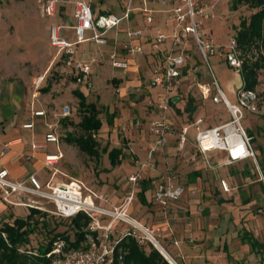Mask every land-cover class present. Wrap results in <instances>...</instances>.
Listing matches in <instances>:
<instances>
[{
  "label": "rangeland",
  "instance_id": "1",
  "mask_svg": "<svg viewBox=\"0 0 264 264\" xmlns=\"http://www.w3.org/2000/svg\"><path fill=\"white\" fill-rule=\"evenodd\" d=\"M74 1L69 0L66 4L67 16L62 13L47 17L43 14L42 0H0V148L7 140L16 137L27 138L30 137V133L37 135L38 140L44 139L46 130L44 117L34 119L36 126L33 130H25L21 126L24 121L30 119L34 108L41 107L47 111L48 122L54 124V130L60 136L59 146L63 148L67 145L69 151L56 166L66 173L59 172L54 182L69 183L72 179L80 180L98 194L107 195L109 199H113L116 195L120 199L134 189L135 201L129 212L130 216L137 218L148 229H150L149 226L164 218L170 219L171 225L174 226L171 230L172 235L165 237L164 234L168 233L166 230L162 233L157 230L153 232V229L151 231L178 264L182 263L170 247V244L176 245L182 255L180 248L182 241L181 238L177 241L176 235L185 237V241L188 240L192 245L205 242H210L212 246L215 245L212 236L207 238L206 234L205 239H198V237L193 239V236L186 238L190 233L189 231L186 234V229L192 228L188 225L194 222L193 219L197 226L199 224L203 226V217H208L214 210L219 212L221 217L219 220L226 227L227 233L240 237L243 242L257 239L264 243V71L260 73L259 84L256 87L258 111L246 110L243 120L248 132L254 137L256 161L248 160L218 166L216 164L222 158V154L218 153L212 157L215 167L196 168L197 165L193 160L195 128H190V139L184 147L179 145L178 139L181 128L198 118H204L205 122L212 126L230 119V114L223 104L204 100L199 93L198 86L194 84L195 76L200 81H207L208 77L202 78L204 74L199 70L188 71V75L183 77L182 86L164 99L161 87L151 84L154 77L152 58L147 60L141 54L129 56L131 64L136 67L126 71V75L121 77L118 69L112 66V61L109 59V52H112L114 47L104 45L101 46L102 49H99L100 46L94 41H87L76 46L74 60L89 61L91 59L89 51L92 50L96 55L98 54L97 62L100 61V64H105V66L102 70H98L97 62L92 64V91H88L84 84H75L74 69L70 60L62 61V54L60 58L56 57L58 50L51 46L49 35L52 24L69 27L72 25L74 22L72 2ZM88 1L97 9V14L101 8L104 11L115 10V13L120 16L123 14L127 0ZM150 6L162 9L171 7V4H163L159 0H154ZM230 6V0H219L214 17L205 20L204 31L213 38L215 43L221 45L222 55L213 57L211 62L217 75L223 79V85L229 96L233 98V94L229 92V84L235 83L236 80L232 67L225 59V51L235 36V27L240 19L249 16L251 10L244 5L238 10H231ZM157 16H161L165 23L168 22L165 13ZM139 17L142 16L139 15ZM127 26V21H122L119 27L124 32ZM163 28L169 32V29ZM150 30L154 31L152 27ZM72 35L73 33L70 32L69 36ZM115 36L116 31L112 30L108 38L112 39ZM146 36L147 34L144 35V40ZM117 37L122 39L124 34H118ZM168 44L171 45L170 40ZM143 45L146 50H151V44L144 43ZM122 46L118 51L125 54ZM189 48L191 49L190 56H192L191 63L200 66L196 45L192 42ZM178 53L179 51L175 55ZM191 63L189 62L188 67H191ZM41 77L44 79L37 88L36 85ZM240 82V78H237V83L240 84ZM76 89L84 91L88 101L97 102L102 109L100 117L103 126L97 134L100 143L98 159L90 157L78 147L65 141V137L70 132L77 131L74 127L63 124L64 117L61 113L64 106L69 105L72 110V116L67 118L74 121L80 120L77 110L79 99L74 93ZM190 102L193 103L190 104ZM161 104L167 107L162 108ZM162 116L172 123L173 134L169 136L167 145L154 154L156 168L141 170L142 163H150L148 153L154 140V137L147 131L148 121ZM138 120L144 123L142 127L137 125ZM56 146V143H49L46 150L55 153L57 152ZM114 147H121L124 150L122 162L115 166L111 164L109 155L105 152L106 149L109 151ZM24 166L28 168L30 165L27 162ZM51 172L49 171L48 174L50 175ZM136 172L144 177L149 176L150 179L151 191L148 193L146 208H142L143 203L140 200L139 189L142 186V180H139L137 185L129 181V175ZM222 178L229 181L232 187L231 192L226 193L221 189ZM167 181L183 186L185 193L177 200L176 205L163 213L159 211L161 209L157 205L153 207V195L156 185ZM21 197L24 201L34 200L36 205L46 213L44 217L37 218L39 224L31 237L33 249L47 243L53 235L51 230L65 231L68 229L69 221L53 213L55 210L53 202L30 194ZM119 199H116L117 205H121L125 198L123 201ZM104 205L110 209L115 207L110 203H104ZM2 207L5 206L0 203V209ZM27 211L26 206L12 205L5 209L2 217L5 220L15 215L13 213L25 216ZM214 217L213 220L218 219ZM44 222L46 225H43ZM121 227L123 223H117L115 228L119 230ZM206 229L202 227V230ZM137 232L142 235L144 244L153 243L142 230L137 228ZM119 237L120 233L117 232L116 239ZM166 241H169V244ZM226 245L222 248H227L228 251L227 242ZM257 253L258 264H264V249L259 248Z\"/></svg>",
  "mask_w": 264,
  "mask_h": 264
},
{
  "label": "built area",
  "instance_id": "2",
  "mask_svg": "<svg viewBox=\"0 0 264 264\" xmlns=\"http://www.w3.org/2000/svg\"><path fill=\"white\" fill-rule=\"evenodd\" d=\"M62 1L68 0H42L43 14L47 17L54 16L59 3ZM153 1L127 0L123 14L119 16L113 11L102 9L97 14L96 9L88 0H75L73 2L75 22L70 27L51 25L49 31L50 44L58 50L59 54L73 61V67L77 71L75 74L76 84H84L88 91H92V65L88 61L74 60L76 46L87 41H94L100 46L108 45L109 32L119 30L121 22L130 19L135 12L141 13L145 22L149 24L155 22V13H166L171 24L169 32L163 28H158L151 37L152 49L156 51V64L152 69L153 84L161 87L164 92V99L182 86L183 77L188 75V71H191V67H188L190 61L187 46L193 42L209 71L207 81H200L195 76L201 97L216 104H223L230 114L228 121L213 126L208 125L204 118L194 119L189 125L181 128L178 136L179 145L181 147L186 145L190 139V128L194 127L196 133L193 141L195 149L193 160L197 165L196 168L215 167L212 157L218 153L222 154L221 160L216 164L218 166L232 165L248 160L256 161L257 152L254 137L248 132L243 120L246 110L258 111V93L256 90L242 87L238 91L237 104H233L226 96L211 62L213 57L222 55V48L204 31V23L205 20L214 17V11L219 0H159L163 4H171V7L162 9L151 7L150 3ZM67 27L74 30L73 38L64 34V29ZM144 32L145 28L143 27H130L126 30L128 40L123 44V48L128 54L145 53L140 42L134 43V41L141 39ZM169 40L171 41V48L163 49V45ZM177 51L179 53L175 55ZM110 59L114 68L126 70L130 68V63L122 59L117 50L110 53ZM225 59L229 66L241 71L242 63L235 37L227 46ZM43 79V77L40 78L36 85L37 88L40 87ZM160 107L166 108L167 106L161 104ZM61 114L62 117L71 116V107L65 105ZM33 115L46 116L47 114L45 110H36ZM143 124L141 120L137 121L138 126L142 127ZM23 127L34 128V122H26ZM47 127L46 142L56 143L58 146L57 153H47L44 159L45 166L51 168L52 171L50 179L44 181L37 174H30L26 180H13L10 178V171L0 164V203L40 208L34 200L24 201L21 197L30 194L53 202L55 206L53 213L60 217L69 218L80 212H84L90 217L91 222L85 233L88 246L63 252L64 242H55L53 253L60 256L54 258L52 264H125L122 256L115 254V247L121 238L131 234L139 238L141 242L143 241L142 235L137 232V228L141 230V224L128 213V206L135 198V190H130L121 205L110 209L104 205V203H109L107 195L98 194L87 187L83 181L72 179L69 183H55V177L59 173L56 164L63 157V153L59 147L60 136L54 130V124L47 123ZM147 131L154 137V140L148 153L150 163H142L141 170L156 168V161L153 156L167 145L169 136L173 134V125L165 116H162L149 120ZM39 147L41 145L33 143V148ZM27 158L30 159L31 157ZM143 179H149V176L144 177L139 172L129 175V181L134 185L139 184V180ZM73 184L75 185L70 188ZM220 185L224 192L232 191L227 179L222 178ZM184 192L185 188L181 185H175L171 181L161 182L156 185L153 198L157 204L166 208L171 202L180 199ZM118 221L127 224V227L122 235L116 239L115 227ZM151 236L155 239L153 234Z\"/></svg>",
  "mask_w": 264,
  "mask_h": 264
},
{
  "label": "trees",
  "instance_id": "3",
  "mask_svg": "<svg viewBox=\"0 0 264 264\" xmlns=\"http://www.w3.org/2000/svg\"><path fill=\"white\" fill-rule=\"evenodd\" d=\"M230 1L231 10H238L243 5L251 10L249 16L240 19L239 24L235 27L234 37L242 63L240 72L244 80V87L256 90L259 84V75L264 71V0ZM73 77L76 80L75 74ZM74 93L79 99L77 110L80 114V120L74 121L64 117L62 122L66 126L74 127L78 133L70 132L65 137V141L78 147L90 157L98 159L100 157V143L97 134L103 126L100 117L102 109L97 102L88 101L84 91L76 89ZM192 103L190 102V104ZM105 152L108 153L113 166L122 162L123 148L114 147L109 151L106 149ZM149 184L150 179L142 180L140 200L143 204H147L145 192L150 189ZM1 204L5 207L0 209V264H52L54 258L60 256L53 253L55 242L58 241L64 242L63 252L88 246L85 233L91 219L84 212L69 218L59 216L69 221L68 229L65 231L51 230L53 235L47 243L33 249L31 237L39 224L37 218L39 216L44 217L46 213L37 207H26L28 211L25 216L13 213L15 215L3 220L2 214L8 206L12 205ZM43 225H46V222ZM257 244L258 242L254 240L253 246ZM115 254L122 256L125 264H171L153 243L144 244V241L141 242L139 238L131 234L121 238L115 247Z\"/></svg>",
  "mask_w": 264,
  "mask_h": 264
},
{
  "label": "crops",
  "instance_id": "4",
  "mask_svg": "<svg viewBox=\"0 0 264 264\" xmlns=\"http://www.w3.org/2000/svg\"><path fill=\"white\" fill-rule=\"evenodd\" d=\"M68 1H66V2L62 1L59 3L56 14L54 16H56L57 14L61 15L62 13H65L67 16L66 4L68 3ZM62 9H64L65 11ZM96 11H97V9H96ZM113 12H115V10ZM73 13H74V6H73ZM160 14H164V13H161V12L155 13V22L151 23V24L145 22L143 15L139 12H135L130 19L123 20V21H127V23H128L126 30L130 27H143V28H145V32H144L143 36L141 37V39H139L138 41L137 40L134 41V43L140 42L144 48V45H143L144 43H147L149 45L151 44V37L156 33L155 29L157 30L158 28L165 27L168 30L170 28L171 24L169 23V21L165 23L164 19L161 16H157ZM139 15H141L142 17H139ZM73 19H74V17H73ZM74 22H75V19H74ZM150 25L154 29L153 32H151V30H150V28H151V27H149ZM126 30L124 32H122L120 29L115 30L116 36H115V38L109 39V44H108L109 47H114L112 52L114 50H117V52L119 53V56L122 59L127 60L130 63L129 69H127V70L126 69H118L117 70L118 74H120L119 76H121V77L126 75L125 74L126 71L131 70V68L136 67L134 64H131L132 61L129 59L130 58L129 56H131V55L135 56L137 54H141V53L128 54L126 52V50H125V54H122L121 52L118 51V49L121 48L120 46H122L128 40L127 35H126ZM70 32L73 33L72 36H69ZM121 33L124 34V37L122 39L117 37V35L118 34L120 35ZM64 34L69 38H73L74 37V30L67 27L64 29ZM145 34H147V36H146L147 38L144 40L143 37ZM98 46H100V45H98ZM53 48H55V47H53ZM122 48H123V46H122ZM162 48L163 49L164 48L170 49L171 45L169 46V44L167 42L165 45H163ZM99 49H102L101 46L99 47ZM144 50H145V53L141 54V55L145 56L147 60H148V58H152L151 63H153V66H154L156 64V51H154L152 49V46H151V50L150 49L146 50L145 48H144ZM109 53H111V52H109ZM164 53H167V51H164ZM89 55H90L91 59H89L88 62H90L91 65L95 64L98 60V54L96 55L94 51L90 50ZM56 57L60 58V54L58 51H57ZM109 57H110V54H109ZM66 59L69 60L68 57H65L64 55H62L61 60L63 61ZM70 62L73 66V61H70ZM149 62H150V60H149ZM96 65H97L98 70H102V68L105 66V64H100V61H98ZM73 69H74V67H73ZM73 71H74V74L77 73V71L75 69ZM138 71H139V69H138ZM92 79H93V77H92ZM151 84L153 86H155V84H153V81H151ZM194 84L197 85V82H194ZM177 90H174L171 94H173ZM36 110H45V109H42L41 107H39L37 109L34 108L32 110L31 117L29 116L30 119H27L26 121H24L21 126L25 130H33L34 128H29V129L24 128L23 124L26 122L33 121L34 127H35L36 124H35L34 119L36 117H44V121L46 124V130L44 133L46 134L48 131L47 123H49L47 120V117L46 116H34L33 113ZM46 114H47V111H46ZM33 143L41 145V147L33 148ZM48 144L49 143H47L45 140V135H44V139L38 140L37 135H35L33 133H30V137H27V138L16 137L13 139H9V140L5 141L3 143V146L0 148V164L2 166L6 167L10 171V178L13 180L23 181V180H26L30 174H37L42 180L48 181L51 177V174L50 175L48 174L49 171L51 172V168L45 166V162H44L45 160L44 159H45V155L47 153H54V152H50V151L46 150ZM56 147H57V152H58V146H56ZM59 147L63 153V157L57 162L56 166H58V164L63 160L65 153L67 154L69 152L67 145L64 146L63 148H61V146H59ZM4 151H6V152L3 154ZM57 152H55V153H57ZM27 157H31V158L28 159ZM27 162L30 165L28 168H26L24 166V163H27ZM57 169L59 170L60 173H63V172L66 173L64 170H62L60 168H57ZM139 190L140 191L142 190V186ZM150 191H151L150 189L146 190V192H145L146 198L148 197V193ZM184 193H183V195H184ZM182 196L180 198H182ZM125 197L126 196L123 195L119 199V196L116 195L113 197V199L112 198L109 199L110 200L109 203H110V205L112 204L114 206H119L116 204V199L123 201V199ZM134 201H135V198L132 200L131 204L128 206V213L131 211ZM176 203H177V201H173L169 204L168 207L163 208L159 204H157L153 198V207H154V205H157L161 209L159 211H161L163 213L168 212L169 208H172L174 205H176ZM145 205L146 204H143L142 208H146ZM165 210H166V212H165ZM132 211L134 212V210H132ZM210 216H211V218H210ZM213 216L218 217V219L213 220ZM165 217H167V216L165 215ZM132 218H134L141 225L143 224L137 218H135V217H132ZM203 218H204V219H202L204 222L203 226H200V224L197 226V223L193 219L194 222H191L190 225H188V226H192V228L188 227L186 229V234L190 231V233L186 236V238H188L189 236H193V239H196L197 237H198V239H200V238L205 239V234H206L207 238L212 236V239L214 240L215 245L212 246L210 244V242H205V243L198 244V245L197 244L192 245V244H190V242L188 240L185 241V239H184L185 237L180 236V235H178L179 236L178 237L176 235L175 238H177V241H180L179 240L180 238L182 241L180 244V248L182 250V255L179 251V248L176 245L170 244V247L175 252L176 256L180 259L182 264H258L257 256H256V254H258L257 250H259V248L264 249V243L260 242L257 239H251L249 242H243L240 237H235L232 234L227 233L226 227L223 226V224L220 221L221 217L219 215V212H217L215 210L208 217L206 216ZM170 221H171L170 219L164 218L162 221L157 222L154 225L149 226V228H150L149 230L151 231L153 229V232H156V230H157L159 233H162L163 230H166V231H168V233L164 234L165 237L172 235L173 231H171V230L174 226H173V224L171 225ZM117 223H123V222L118 221ZM142 226L144 227V225H142ZM126 227H127V224L123 223V227H121V229H119V230L116 229L115 237L117 236V232H119L120 236H121ZM151 227H153V228H151ZM202 227L207 228V229L202 230ZM184 233H185V229H184ZM254 240L258 242V244L255 246H253ZM166 242L169 244V241H166ZM226 242L229 246L228 251H227V248H225L226 250L224 248H222L223 245L227 246ZM163 248L165 249V247H163ZM168 254H170V253L168 252ZM171 257L173 258L172 255H171Z\"/></svg>",
  "mask_w": 264,
  "mask_h": 264
},
{
  "label": "water",
  "instance_id": "5",
  "mask_svg": "<svg viewBox=\"0 0 264 264\" xmlns=\"http://www.w3.org/2000/svg\"><path fill=\"white\" fill-rule=\"evenodd\" d=\"M190 45V44H189ZM189 45L187 46V51L189 52V54H188V59H189V61H190V59L192 58V56H190V48H189ZM198 60L201 62V64H200V66H195L193 63H191L192 62V59H191V61H190V63H191V70L192 71H202L203 72V76H202V78H204V77H208L209 76V71H208V68L206 67V65H205V63H204V61L202 60V58L200 57V55H199V53H198ZM194 57V56H193ZM214 67V66H213ZM199 68H201V69H199ZM232 70H233V73H234V76H235V80H236V82L235 83H230L229 84V92L230 93H232L233 95V98L232 97H230L229 96V94H228V92H227V90L225 89V87H224V85H223V79H220V77L217 75V73H216V71H215V68H214V71H215V73H216V76H217V78H218V80H219V82H220V84H221V86L223 87V89H224V91H225V94H226V96L228 97V99L233 103V104H237V102H238V91L242 88V87H244V80H243V77H242V74H241V72L240 71H237V70H235L234 68H231ZM237 78H240V84H238L237 83ZM154 239V238H153ZM153 239H152V241H153ZM154 241H155V239H154ZM153 241V243H154V245L157 247V244H156V242H157V240H156V242H154ZM158 243V242H157ZM158 248V247H157ZM159 249V248H158ZM160 250V249H159ZM160 252L169 260V262L171 263V264H178L172 257H171V255L170 254H168V256L170 257V259L160 250Z\"/></svg>",
  "mask_w": 264,
  "mask_h": 264
},
{
  "label": "bare ground",
  "instance_id": "6",
  "mask_svg": "<svg viewBox=\"0 0 264 264\" xmlns=\"http://www.w3.org/2000/svg\"><path fill=\"white\" fill-rule=\"evenodd\" d=\"M75 184L71 185L70 188H72ZM66 187V186H65ZM140 225V224H139ZM141 230L149 237V239H153L152 238V233L151 231L148 229V228H145L141 225ZM156 238H155V241L153 239L154 242H156ZM158 242V243H157ZM156 244H157V247L170 259V257L168 256V252L161 246V244L159 243V241L157 240Z\"/></svg>",
  "mask_w": 264,
  "mask_h": 264
}]
</instances>
